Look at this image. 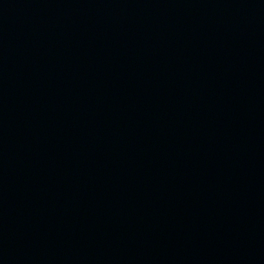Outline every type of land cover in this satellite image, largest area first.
<instances>
[{"label":"water","instance_id":"1","mask_svg":"<svg viewBox=\"0 0 264 264\" xmlns=\"http://www.w3.org/2000/svg\"><path fill=\"white\" fill-rule=\"evenodd\" d=\"M0 264H264V0H0Z\"/></svg>","mask_w":264,"mask_h":264}]
</instances>
